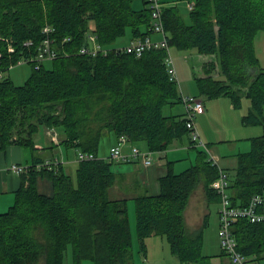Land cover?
Segmentation results:
<instances>
[{
    "label": "trees",
    "instance_id": "16d2710c",
    "mask_svg": "<svg viewBox=\"0 0 264 264\" xmlns=\"http://www.w3.org/2000/svg\"><path fill=\"white\" fill-rule=\"evenodd\" d=\"M134 1L0 0L1 70L7 73L36 53L47 24L54 27L51 36L63 54L49 68L32 66L22 85L8 74L2 80L0 153L11 144L36 153L34 137L43 125L60 129L66 148L97 156L78 160L75 175L62 163L38 169L42 157L20 174L13 203L0 210V264H64L69 246L74 264L86 259L95 264H136L131 199L140 252L146 254L149 237L160 235L182 264H212L203 254L207 222L190 231L185 218L190 197L201 183L209 202H220L211 186L219 169L206 151L198 150L196 163L179 173L170 166L155 194L119 199L109 195L117 174L112 161L98 155L104 135H125L132 143L145 142L151 151H166L174 140L190 134L185 114L163 112L166 105L182 103L165 62L168 49L152 48L141 56L116 49L95 57L79 53L89 32L102 46H112L128 28L135 38L152 34L148 0L139 9ZM163 1L168 46L217 58L209 63L205 77L196 78L201 94L230 97L236 108L248 98L251 105L243 123L264 126V67L256 52V36L264 31V0H186L194 2L188 13L171 0ZM66 37L71 39L64 42ZM28 40L32 46L25 45ZM250 140L251 149L240 153L237 171L230 177L234 206H246L264 188V134ZM44 177L51 181V193L39 187ZM232 231L238 250L252 263L264 264V222L239 218Z\"/></svg>",
    "mask_w": 264,
    "mask_h": 264
},
{
    "label": "crops",
    "instance_id": "0c3cea01",
    "mask_svg": "<svg viewBox=\"0 0 264 264\" xmlns=\"http://www.w3.org/2000/svg\"><path fill=\"white\" fill-rule=\"evenodd\" d=\"M185 1L186 0H171V4H177L179 7H181V4L184 3V10H186L184 12L188 13L190 11V8H189L190 2L189 1L185 2ZM142 7H144V5H141V7L139 8H142ZM157 35H160V37H158ZM151 36L155 40L161 39V34L159 33H152ZM133 39H135V37L131 33L129 40L125 42L126 44L124 45L129 44ZM256 52L260 59V63L264 67L263 65V62H264V31L259 32L258 35L256 36ZM169 57L173 61V58L171 57L170 53H169ZM210 62H213V61L212 60L209 61L207 60V58L206 60L201 59L202 64H200L201 67L200 66L199 67L202 69V74H200L198 78L205 77L207 75V69H209ZM173 69L176 72V76H177L176 81L178 83L179 91L182 97L183 96H194L203 101L205 111L202 114H200L199 128H200L201 134L207 141L206 143L209 144L207 145L210 146L209 148H211L212 154L215 156V159H212L213 163L216 164L218 169L219 168L224 169L230 177L234 176L238 168L240 153L247 152L251 149L250 145L248 143H245L244 141L247 140L246 142H248L251 137L264 134V128L255 127L252 125H245L243 123V116L248 113L251 102L248 103V105L245 107V109L247 110L246 113L245 111L243 112L241 110L238 113V110L236 107L233 106L232 101L230 99L225 100L228 108L230 110H233L232 112L235 115V117L238 116L239 124L241 127L244 128L245 131L239 135L234 134L233 136H231V134H226L225 130L222 129V130H218L219 132H221L220 134H222V132L224 133L222 134V136H220L218 134V131L212 130V122H214V118H213V113L211 109L213 108L215 104L214 102L216 101H212L213 99L208 98L207 96H205L204 94H201L200 92L198 93L197 88L189 89L187 85L185 84L186 82L185 78L181 76V79H180V76L174 67V62H173ZM218 74H219V68L217 67L216 70L213 71V75L217 76ZM178 79L181 80V87L179 86ZM189 80L191 81V79ZM241 107H243V105ZM185 111H186L185 107H182V109H180L179 107L177 109L176 114H185ZM42 126L43 125H41L40 128ZM45 129L46 131L44 130V134L42 136L38 137V135L36 134L34 137L35 146L37 150L36 153H32V151L29 148H25L18 144H11L4 151L0 153V210L1 211H5L13 203L14 191L20 186V183H21V175L16 172H13L10 169L11 164L17 163V164L31 166L34 163L35 159H37L38 157H42L43 161H41V163L48 159H62V161L60 160L59 161L60 163H62L65 170H67V168L72 170L73 163L75 167H77V164H78L77 151L78 150L76 148H66L64 146V144L61 142L62 133L60 129L54 127L55 133L58 134L57 141L53 140L51 135L48 133L49 131H51V128L46 127ZM111 134H108V135H111ZM114 139L115 140H113V142H111L110 144L111 147L119 143V139L116 136H114ZM242 140L244 143L243 142L241 143L243 144L246 150H242L243 146L241 145H239V147L237 146L238 144L237 142L242 141ZM226 141L230 145L229 149L226 147H223L225 145L216 144L218 142H226ZM232 145H233V148H231ZM128 146L129 145L126 146V148H128L127 152H130L132 150L133 145L131 147L130 146L128 147ZM183 147L184 146H181L180 144L175 142L166 151H157V153L159 154L158 155L159 157L156 160L154 159L153 163L150 165H145L141 159H136L134 161H131L132 163L124 167V169L123 168H120V169L113 168L114 172L117 174V180L114 186L111 187L109 190L110 197L114 199H119V198H124V197H134V196H137L145 192H149L152 194L159 192L160 190L159 179L160 177H162L169 171L170 166L174 170V172L179 173L185 170L186 167L188 168L193 165L192 164L193 161H191L190 163L181 161L185 157V149ZM60 155H61V158H60ZM39 187L41 190L47 193L52 192L51 181L46 177L40 179ZM132 200L133 199H131L130 201ZM130 201H129V216L131 213L130 211L133 207V203H131ZM218 203L219 205L217 208L216 219L218 218L219 220V230H220V216H219L220 202ZM190 205L192 206L193 215L196 218V229H198L199 226L202 227L205 224V222H208L207 221L208 218L210 217V215H212V210L210 209L211 203L208 200L205 187L202 183L199 184L196 187V189L193 191L190 197V200H189V204L185 211L187 227H188L187 211ZM133 221L134 220L130 218L132 231H133V226H132ZM188 229L190 228L188 227ZM203 254L211 257L212 264H227L228 263V258L226 257V255L223 254V251H221V254L219 255H208L205 253ZM213 256L215 257L219 256V258L213 259L212 258ZM151 263L156 264V260L154 259V261H152ZM171 264H179V263H171ZM253 264H259V263L256 261Z\"/></svg>",
    "mask_w": 264,
    "mask_h": 264
},
{
    "label": "built area",
    "instance_id": "2783aa9c",
    "mask_svg": "<svg viewBox=\"0 0 264 264\" xmlns=\"http://www.w3.org/2000/svg\"><path fill=\"white\" fill-rule=\"evenodd\" d=\"M148 7L152 12V32L161 34L160 40H155L152 38L151 34L133 39L129 44L119 47H105L102 46L96 34L89 32L86 36V43L80 48L79 53L89 56H97L99 53L107 54L111 49H116V51H122L126 53H133L137 56H141L145 51L152 48H166L169 51V46L166 38V32L163 22V0H148ZM194 2H190L189 8L193 9ZM46 34L45 38L38 45L36 53L32 56L22 58L19 60L18 64H30L34 66L35 69H40L48 61H53L59 58L61 55L60 50L57 48L56 39L51 36L54 31V27L47 24L43 28ZM71 38H64L65 41H69ZM25 45L32 46L33 41L28 40ZM11 51L14 48L10 47ZM167 67L170 72L171 79L177 80L176 72L173 69V61L168 56L165 60ZM6 72L0 69V84L5 78ZM182 102L185 106V118L187 119V126L191 131L192 140L195 146L204 147L210 159H215L212 154L211 149L207 143L202 139L199 130L195 124V117L198 114H202L205 111L203 101L194 96H183ZM52 139L57 141L58 134L55 133L54 128L48 132ZM129 142L125 135L119 137V143L111 147L110 153L111 158L117 161L131 162L136 159H141L145 165H150L153 163L152 154L150 151H143L140 148L133 146L129 153H125L122 150V145ZM97 156L94 153L84 152L81 150L77 151L78 160L84 159H94ZM213 161V160H212ZM59 159H48L42 163L37 164V168L42 167L52 168L53 166L59 164ZM31 166L13 163L10 165V169L18 174L29 171ZM212 188L220 196V239L221 247L224 255L228 258L227 264H251L250 259L245 256L241 251L238 250V243L232 231L233 222L239 218H247L251 222H264V188L261 192L252 196L251 200L246 206H234L231 200L230 194V176L228 173L219 168V177L215 179L212 184ZM148 264H153L149 262ZM186 264H197L194 262H188Z\"/></svg>",
    "mask_w": 264,
    "mask_h": 264
},
{
    "label": "rangeland",
    "instance_id": "374dc122",
    "mask_svg": "<svg viewBox=\"0 0 264 264\" xmlns=\"http://www.w3.org/2000/svg\"><path fill=\"white\" fill-rule=\"evenodd\" d=\"M142 1L143 0L134 1V3H133L134 8L138 9L139 7H141V5H143ZM180 8L183 11H186V10H184V3L181 4ZM131 33L132 32H131L130 28H128L126 31V34L122 37H119L116 40V42L112 44L111 47L125 46L124 44H126L125 42H127L129 40ZM157 36L160 37V35H157ZM105 47H109V46H105ZM169 53H170L171 57L173 58L174 67H175L177 73L179 74L180 79H181V76H183L186 80L185 84L187 85V87L189 89L197 88V92L199 93L200 89L197 85L196 78H198V76L200 74H202V69L200 68L201 67L200 64H202L201 59L206 60V58H207V60H209V61L212 60V61L217 62L216 56L215 55L201 54V53L197 52L196 50H181V49L177 48L176 46L169 47ZM51 62L52 61L46 62L45 63L46 67H48V68L51 67L52 66ZM263 65H264V62H263ZM31 71H32V66L30 64H27V63L16 64L8 70L6 75L8 74L17 85H22V84H24L26 79L29 77ZM188 78L191 79V81ZM180 79H178V82H179V86L181 87V80ZM185 84H184V86H185ZM210 99H213L212 101H216V102H214L215 104H214L213 108L211 109L212 113H213V118H214V122H212V130L213 131H218V130L224 129L225 133L231 134V136H233L234 134L239 135L245 131L244 128L241 127L239 124L238 116L235 117V115L232 112L233 110H230L226 104L225 100L230 99V97H218V98H210ZM243 100H244L242 103L243 107L237 108L238 113L240 110L243 112L245 111V113L247 112L245 107L248 105V103H250V101L246 98H244ZM244 104H245V106H244ZM179 107H180V109H182V107H185L183 102L176 104V105H173V106L172 105H166L164 107L163 112L165 115L176 114L177 109ZM199 122H200V114H198L195 117V124H196V127L201 134V131L199 128ZM255 127L264 128V126H255ZM45 128H46V126H42L39 129V131L37 133L38 137L42 136L44 134V130L46 131ZM220 133L221 132L218 131V134L220 136H222V134H224L223 132H222V134H220ZM201 137L205 142H207L202 134H201ZM222 138H224V137H222ZM191 139H192V136H191V131H190L189 135H186V136L182 137L181 139L174 140V142L171 144V146L175 142H177L181 146H184L183 148L185 149V157L181 161H185V162H189V163L191 161H193L192 164H195L197 161V158H198V150H204L205 151V148L200 147V146L196 147L194 142L192 143ZM113 140H115L113 134L104 135V137L102 138L101 143H100L98 155L102 158H105L107 160L112 161L114 169H120V168L124 169V167L131 164L132 162L117 161V160H113V158L110 157L111 156L110 144H111V142H113ZM246 141H244V142L248 143L250 145V148H251V142H250L251 140H249L248 142H246ZM241 142H243V140L237 142L238 147H239V145L243 146V144ZM216 144L225 145L223 147H226L228 149L230 146L227 141L226 142H218ZM127 145H129L130 147L132 145L136 146L143 151H150L152 154L153 160L154 159L156 160L159 157L158 156L159 154L157 153V151H151L150 149H148L146 143L143 141L136 142V143H132L131 141H129V142L125 143L124 145H122V149H123L122 151L125 153H129V152H127V150H128V148H126ZM231 148H233V145L231 146ZM184 149H182V150H184ZM242 150H246L244 148V146L242 147ZM60 158H61V155H60ZM51 160H53V159H51ZM59 160L62 161V159H59ZM189 166H190V164H189ZM75 170H76V167L73 163L72 170L67 168L66 171L67 172L69 171V173L75 175ZM130 202L133 203V207L130 211L131 212L130 218H132L134 220L132 223L133 224L132 225L133 226L132 233H133V242H134L133 249H134V253H135V263L136 264H148L149 262H152L155 259L156 264H171V263L181 264V262L179 260H177V258L171 253L169 242L167 241V238L165 236L155 235V236L149 237L147 239V247L148 248H147L146 254H143L142 252L139 251L140 250V244H139L137 232H136L135 201L132 200ZM218 205H219L218 202H211L210 209L212 210V215H210V217L208 218L207 225L204 227V230H203V253L208 254V255H219V254H221V251H222L221 239H220V234H219V220H218V218L216 219ZM187 224H188V227L190 228L189 229L190 231H194L196 229V218L193 215L191 205L189 206L188 211H187ZM199 224H200V222H199ZM212 258L217 259V258H219V256H216V257L213 256ZM39 264H43V262H40ZM64 264H74L73 263V250H72L71 246H69L68 251L66 253V257L64 259ZM82 264H95V263L90 259H86L82 262ZM251 264H253V263H251Z\"/></svg>",
    "mask_w": 264,
    "mask_h": 264
}]
</instances>
